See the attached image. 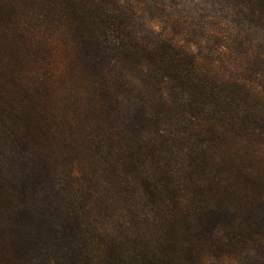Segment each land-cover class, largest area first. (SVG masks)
I'll list each match as a JSON object with an SVG mask.
<instances>
[{
  "label": "trees",
  "instance_id": "trees-1",
  "mask_svg": "<svg viewBox=\"0 0 264 264\" xmlns=\"http://www.w3.org/2000/svg\"><path fill=\"white\" fill-rule=\"evenodd\" d=\"M224 4L0 0V264H264V0Z\"/></svg>",
  "mask_w": 264,
  "mask_h": 264
},
{
  "label": "rangeland",
  "instance_id": "rangeland-1",
  "mask_svg": "<svg viewBox=\"0 0 264 264\" xmlns=\"http://www.w3.org/2000/svg\"><path fill=\"white\" fill-rule=\"evenodd\" d=\"M223 10L224 0H150V7L144 8L142 17L158 31L164 26V22H169L171 18L179 21L185 32L190 30L189 28L199 26L204 20H210L211 28L220 30L221 21L213 18L224 17ZM260 53L264 57V49H261Z\"/></svg>",
  "mask_w": 264,
  "mask_h": 264
}]
</instances>
